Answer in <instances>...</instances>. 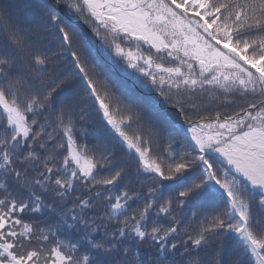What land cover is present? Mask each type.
Here are the masks:
<instances>
[{
    "label": "snow or ice",
    "instance_id": "snow-or-ice-1",
    "mask_svg": "<svg viewBox=\"0 0 264 264\" xmlns=\"http://www.w3.org/2000/svg\"><path fill=\"white\" fill-rule=\"evenodd\" d=\"M0 264H264V0H0Z\"/></svg>",
    "mask_w": 264,
    "mask_h": 264
},
{
    "label": "trees",
    "instance_id": "trees-1",
    "mask_svg": "<svg viewBox=\"0 0 264 264\" xmlns=\"http://www.w3.org/2000/svg\"><path fill=\"white\" fill-rule=\"evenodd\" d=\"M73 22L78 23L81 29L88 33L95 47H102L100 42L89 32L86 25L81 21H75V19H73ZM106 65L108 74L116 85V91H122L125 87L134 89V91L126 97L127 99L136 100L139 97L148 98L152 103L157 104L162 111L166 112L171 119L178 122L179 117H177L176 113L164 103L157 93L153 91L151 86L135 73L134 70L126 68L122 63L108 54H106Z\"/></svg>",
    "mask_w": 264,
    "mask_h": 264
}]
</instances>
